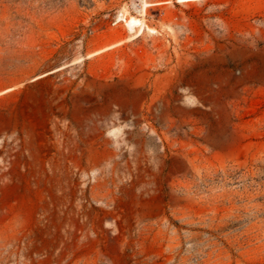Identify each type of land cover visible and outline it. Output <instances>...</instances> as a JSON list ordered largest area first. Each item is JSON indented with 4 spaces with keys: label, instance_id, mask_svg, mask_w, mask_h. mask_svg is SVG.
Listing matches in <instances>:
<instances>
[{
    "label": "rangeland",
    "instance_id": "374dc122",
    "mask_svg": "<svg viewBox=\"0 0 264 264\" xmlns=\"http://www.w3.org/2000/svg\"><path fill=\"white\" fill-rule=\"evenodd\" d=\"M263 70L264 0H0V264H264Z\"/></svg>",
    "mask_w": 264,
    "mask_h": 264
},
{
    "label": "bare ground",
    "instance_id": "6f19581e",
    "mask_svg": "<svg viewBox=\"0 0 264 264\" xmlns=\"http://www.w3.org/2000/svg\"><path fill=\"white\" fill-rule=\"evenodd\" d=\"M138 24H142V22L139 20V19H137V18H131L129 21H128V25H129V27L131 28V29H133L136 25H138ZM143 30V27H141L140 28V31H142ZM238 49V48H237ZM241 51V50H240ZM239 53H236L235 55H238ZM233 56H234V53H233ZM264 71V70H263ZM262 76H264V73H262ZM220 111H223V108H220ZM227 123V122H226ZM209 139H211V140H215L216 139V137L215 136H211V135H209V137H208Z\"/></svg>",
    "mask_w": 264,
    "mask_h": 264
}]
</instances>
